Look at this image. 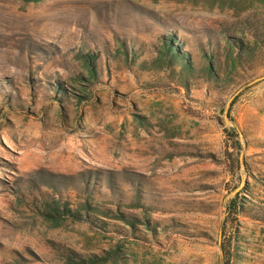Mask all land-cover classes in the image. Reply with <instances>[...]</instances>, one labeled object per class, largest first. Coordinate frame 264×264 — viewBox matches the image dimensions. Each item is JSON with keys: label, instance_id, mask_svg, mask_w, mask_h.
I'll list each match as a JSON object with an SVG mask.
<instances>
[{"label": "rangeland", "instance_id": "374dc122", "mask_svg": "<svg viewBox=\"0 0 264 264\" xmlns=\"http://www.w3.org/2000/svg\"><path fill=\"white\" fill-rule=\"evenodd\" d=\"M223 31L250 55L234 63ZM162 34L191 54L186 88L139 67ZM51 198L156 229L47 218ZM229 242L230 264H264V0H0V264H224Z\"/></svg>", "mask_w": 264, "mask_h": 264}, {"label": "trees", "instance_id": "16d2710c", "mask_svg": "<svg viewBox=\"0 0 264 264\" xmlns=\"http://www.w3.org/2000/svg\"><path fill=\"white\" fill-rule=\"evenodd\" d=\"M19 1L22 3H39L43 0ZM221 37L225 41V47L227 51L230 52V54L235 55L236 58L233 59L234 63L236 60L240 61L241 58L250 55L252 48L247 44H243L242 38L228 34L226 31L222 32ZM257 37L260 38V36ZM207 44L211 45V41L208 38ZM199 47L201 52L200 57L205 64V66L202 68V72L211 78L216 77L217 71L215 70V55L213 53L210 55L201 46ZM157 50V56L153 60L149 62H141L139 67L145 69L151 65L155 69H168L171 78H175L181 86L186 88V80L192 79L196 76V69L191 54L188 51L183 50L182 44L177 40L175 34H162L159 37V47ZM121 53L125 58L128 57L124 44L121 46L120 54ZM133 54L137 55L136 52H133ZM76 59L81 61L86 67L89 79L96 77L98 73L96 65L99 60L97 54L92 55L79 52L76 54ZM48 187L53 191L55 190V186L53 185ZM109 190L113 193L115 192L111 182L109 184ZM135 192L138 199V190L136 189ZM43 205L45 209L43 216L51 219L69 218L74 221L87 222L97 228L109 226L107 224L109 222L106 221L107 219L110 221L121 222L131 231H134L137 224H143L147 230L150 231H154L156 229L155 226H152V222L150 220L145 218L140 220L138 218L132 217L130 214H126L122 208H130L131 206H128L129 204L122 205L121 202L115 204V209L113 210L104 205L93 203L92 201L88 200L80 203L78 208H72L68 202L63 201L61 198H51L50 200H45ZM240 212L241 209L236 207L234 203L230 204L228 207V216L230 217L232 226L237 225V217ZM219 246L224 264H230L232 258L235 256L234 252L230 249V242L226 245L224 243H220ZM69 259H71L75 264H94L97 259L104 260L105 258H97L94 256L90 257L89 259H80L78 261L73 260L71 257H69Z\"/></svg>", "mask_w": 264, "mask_h": 264}]
</instances>
